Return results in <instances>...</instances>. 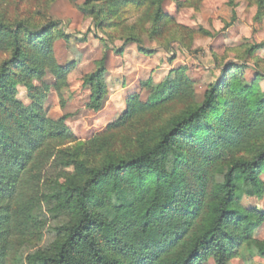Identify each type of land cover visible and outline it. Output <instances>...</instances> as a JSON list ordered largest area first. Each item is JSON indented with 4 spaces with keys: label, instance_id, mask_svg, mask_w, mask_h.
I'll use <instances>...</instances> for the list:
<instances>
[{
    "label": "trees",
    "instance_id": "1",
    "mask_svg": "<svg viewBox=\"0 0 264 264\" xmlns=\"http://www.w3.org/2000/svg\"><path fill=\"white\" fill-rule=\"evenodd\" d=\"M90 2H105V7L118 11L123 2L139 6L142 0H87L80 9ZM251 2L257 6L261 21L264 0ZM117 19L120 14L103 18L107 27L115 26ZM57 26L58 21L35 29L25 21L10 25L0 21V50L10 53L0 63V264H7L17 246L38 231L41 193H27L30 179L37 176L38 156L52 143L75 138L67 115L56 120L45 108L51 88L63 96L62 87L67 86L77 64L76 60L58 62L55 44L66 41V36L57 32ZM129 44L147 50L134 37L126 38L124 45ZM262 48L264 41L246 50V60L227 63L230 118L216 106L220 85L216 83L194 109L160 132L149 148L109 160L98 168L86 167L71 156L65 160L60 150L58 164L79 166L86 174L82 183L58 193L63 196L61 205L74 210L76 221L69 226L55 256L35 255L30 263L70 264L73 252L81 245L91 264H201L208 258L227 264L238 258L253 243L255 230L264 224V208L243 202L245 197L264 195V182L258 178L264 166V147L252 158L234 159L226 170L220 169L221 183L215 181L211 169L226 160L237 140L247 133H260L264 126V73L258 61L252 64L248 60L256 58L255 52ZM109 50L106 46L95 69L83 79V86L91 92L87 106L94 112L104 108L108 95L105 74ZM114 52L120 54L123 49ZM47 73L54 76L53 84L44 80ZM191 83L179 70H171L157 84L142 82L150 94L146 100L137 93L128 94L126 117L136 106L152 109L170 100L188 90ZM19 85L28 90L29 103L18 97ZM210 117L220 119L219 128L209 122ZM186 135L204 163L188 178L178 170L179 155L173 151L177 139ZM93 225L112 254L100 248L91 233ZM258 252L264 257V245L258 246Z\"/></svg>",
    "mask_w": 264,
    "mask_h": 264
},
{
    "label": "rangeland",
    "instance_id": "2",
    "mask_svg": "<svg viewBox=\"0 0 264 264\" xmlns=\"http://www.w3.org/2000/svg\"><path fill=\"white\" fill-rule=\"evenodd\" d=\"M86 1L0 0V21L4 24L25 21L35 29L47 22L58 21L57 32L64 34L67 41L59 40L55 44L58 62L65 64L76 60L80 64L69 76L67 86L62 87L63 96L51 88L45 102L49 117L57 120L67 115L66 121L75 138L52 143L38 156L37 176L30 179L27 192L29 195L35 191L41 193L38 231L17 246L7 264H31L30 259L35 255L55 256L69 226L76 221L74 210L61 205L63 196L58 193L68 186L82 183L86 174L79 170V166L58 164L60 150L65 160L71 156L86 167L98 168L109 160L125 158L149 148L157 141L160 132L194 109L204 99L205 92L216 83L220 84L216 106L226 119L230 118L231 114L227 115V111L232 110L227 106V63L246 60V50L264 41V16L261 21L260 15L257 18V6L251 0H142L139 6L123 2L118 11L111 6L105 7V2H90L81 10ZM113 13L120 14V19L116 20L115 26L107 27L103 18ZM128 37L140 40V46L147 50H139L138 44L125 46ZM105 46L110 49L114 60L105 74L108 95L104 108L94 112L87 106L91 92L83 86V79L95 69L96 60L101 58ZM119 48L123 52L116 57L114 50ZM9 54L0 50V63ZM255 54L256 58L248 60L252 64L258 61L257 66L264 73V48ZM171 70H179L186 79L192 80L188 90L152 109L136 106L126 117L127 95L137 93L146 100L150 89L142 82L157 84ZM44 80L49 84L55 82L50 73ZM35 83L41 84L38 80ZM261 86L264 88V82ZM18 97L25 103L30 102L25 86H18ZM63 101H66L65 106ZM121 119L125 120L124 123H116ZM219 120L209 118L215 128H219ZM188 141L187 135L178 138L173 149L180 159L178 170L186 178L193 169L204 166L201 156ZM263 147L264 126L260 133H247L235 142L226 160L211 169L215 181H223L219 170H226L232 160L250 159ZM258 178L264 182V166L258 172ZM243 202L263 209L264 195L245 197ZM91 233L100 248L112 254L95 225ZM261 245H264V224L255 230L253 243L227 264H264V257L258 252ZM70 264H91L84 245L75 249ZM201 264L216 263L213 258H208Z\"/></svg>",
    "mask_w": 264,
    "mask_h": 264
},
{
    "label": "crops",
    "instance_id": "3",
    "mask_svg": "<svg viewBox=\"0 0 264 264\" xmlns=\"http://www.w3.org/2000/svg\"><path fill=\"white\" fill-rule=\"evenodd\" d=\"M103 47H104V46H103ZM105 48H106V46H105ZM104 51H105V49H104ZM104 51H103V54H104ZM103 54H102V56H103ZM108 54H109V57H108L107 67L110 66V65H112V63H113L112 61L114 60L113 54L110 55V52H109V51H108ZM120 55H121V54H117L116 57H117V56L119 57ZM102 56H101V58H102ZM101 58H98L97 60H99V59H101ZM97 60H96V61H97ZM59 63H60V62H59ZM79 66H80V64L77 62L75 69H78ZM75 69H74V70H75ZM88 73H89V72H88ZM106 73H107V72H106Z\"/></svg>",
    "mask_w": 264,
    "mask_h": 264
}]
</instances>
